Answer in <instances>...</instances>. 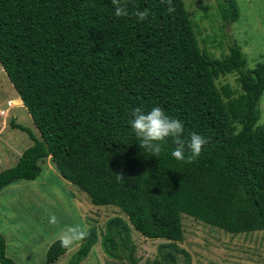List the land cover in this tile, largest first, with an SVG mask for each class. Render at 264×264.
I'll return each instance as SVG.
<instances>
[{
    "label": "trees",
    "instance_id": "trees-1",
    "mask_svg": "<svg viewBox=\"0 0 264 264\" xmlns=\"http://www.w3.org/2000/svg\"><path fill=\"white\" fill-rule=\"evenodd\" d=\"M123 2L149 16L115 17L113 0H0V64L40 133L13 122L33 145L0 173V193L36 181L49 159L94 205L127 216L129 223H106L101 246L112 260L130 252L132 264V228L169 242L155 264H178L182 215L235 235L264 231V125L257 126L264 62L247 70L237 45L223 59L210 56L184 0ZM217 2L225 23L240 18L236 0ZM233 74L241 92L217 84ZM154 105L184 123L186 154L191 133L205 138L195 161L173 158L170 138L156 158L144 155L129 129L130 110ZM98 242L90 229L69 264L85 261ZM68 249L52 244L46 264ZM0 263L17 264L1 233Z\"/></svg>",
    "mask_w": 264,
    "mask_h": 264
},
{
    "label": "rangeland",
    "instance_id": "rangeland-1",
    "mask_svg": "<svg viewBox=\"0 0 264 264\" xmlns=\"http://www.w3.org/2000/svg\"><path fill=\"white\" fill-rule=\"evenodd\" d=\"M184 1L197 25L200 46L210 56L223 59L230 45H237L247 57V70L264 62V0H236L240 18L233 23H225L220 17L217 0ZM238 79V74H233L221 77L217 84H229L241 92ZM260 111L257 126L264 125V94ZM13 122L40 137L31 114L0 64V173L13 167L33 145L26 133L13 129ZM42 167L36 181H19L0 193V233L6 238L7 255L17 264H46L50 246L60 240L66 228L79 225L86 232L95 228L99 234L98 244L81 264H132L127 258L130 252L124 251L120 260H112L101 246L106 223L116 217L129 223L127 216L118 207L94 205L86 193L60 175L49 159ZM53 215L55 224L49 222ZM182 224L184 241L178 244L181 251L175 252L178 264H264V231L235 235L187 215H182ZM82 242L83 239L70 246L55 264H69ZM167 243L146 239L132 228L129 247L134 249L137 264H155L162 260L160 246Z\"/></svg>",
    "mask_w": 264,
    "mask_h": 264
},
{
    "label": "clouds",
    "instance_id": "clouds-1",
    "mask_svg": "<svg viewBox=\"0 0 264 264\" xmlns=\"http://www.w3.org/2000/svg\"><path fill=\"white\" fill-rule=\"evenodd\" d=\"M113 7V15L115 17L134 15L138 21H144L149 16L148 9L136 8L130 13L128 5L123 0H113ZM167 10L169 13L174 11L171 3H169ZM130 111L132 118L128 121L129 129L139 140L138 145L140 149L144 150L145 156L155 158L159 156L163 150V143L169 138L177 145L171 151L173 158L191 163L200 156L206 143L205 138L198 133H191L190 138L186 142V154L185 140L183 139L185 132L184 123L176 117L167 115L160 106L154 105L148 110L137 106ZM49 222L55 224L57 222L56 217L54 215L51 216ZM86 235V230L82 229L81 226H71L62 233L60 242L63 247L67 248L73 246L75 242L81 241Z\"/></svg>",
    "mask_w": 264,
    "mask_h": 264
},
{
    "label": "crops",
    "instance_id": "crops-1",
    "mask_svg": "<svg viewBox=\"0 0 264 264\" xmlns=\"http://www.w3.org/2000/svg\"><path fill=\"white\" fill-rule=\"evenodd\" d=\"M20 157H21V155H20ZM20 157H19V158H20ZM18 161H19V159H18ZM18 161L15 163V165L18 163ZM15 165H14V166H15Z\"/></svg>",
    "mask_w": 264,
    "mask_h": 264
}]
</instances>
